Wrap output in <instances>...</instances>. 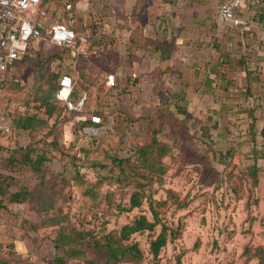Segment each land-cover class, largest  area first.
Masks as SVG:
<instances>
[{
	"label": "rangeland",
	"instance_id": "rangeland-1",
	"mask_svg": "<svg viewBox=\"0 0 264 264\" xmlns=\"http://www.w3.org/2000/svg\"><path fill=\"white\" fill-rule=\"evenodd\" d=\"M217 1L193 3L187 14L178 7L184 0L173 7L162 3L161 14L153 13L155 25L159 16L172 15L175 31L165 43L173 55L163 62L149 49L162 40L154 28L143 23L141 33L125 35L131 19L120 18V0H92L90 20L74 10L63 13L94 30L86 33L95 48L87 56L92 87H86L84 114L97 109L110 124L90 136L74 131L75 119L56 108L45 115L60 63L56 48L39 41L15 64L0 94V124L9 130L0 128V167L6 171L0 174L11 179L0 198V264H56V255L63 264H103L95 242L135 216L151 220L149 199L164 201L154 209L170 238L152 260L148 242L159 226L133 234L126 244L136 243L141 258L117 264H258L253 251L264 249V0H247L239 12L247 25L230 33L215 29ZM109 73L115 87L105 91L101 83ZM177 92L184 115L172 107ZM30 116L44 125L31 133L16 128ZM148 144L142 162L136 150ZM24 154L32 161L44 157L38 172L22 161ZM113 157L128 163L120 169ZM18 191L32 198L9 201ZM133 192H140V206L118 210L128 207ZM58 232L72 239L61 238V250L52 245Z\"/></svg>",
	"mask_w": 264,
	"mask_h": 264
},
{
	"label": "built area",
	"instance_id": "built-area-1",
	"mask_svg": "<svg viewBox=\"0 0 264 264\" xmlns=\"http://www.w3.org/2000/svg\"><path fill=\"white\" fill-rule=\"evenodd\" d=\"M41 0H0V94L1 87L7 82L6 76L27 51L28 46L43 41L54 48L68 52L73 60L87 58L89 39L87 34L71 28L65 23L56 20L48 23L46 27L36 23L37 18L43 19L46 12L39 9ZM247 0H219L213 22L217 28H243L247 25L239 12L246 9ZM70 4H65V11H69ZM44 29V34L41 33ZM92 34V33H91ZM70 61L66 71L59 70L56 89L53 99L63 107L77 123L88 121L89 125L77 131L80 135L90 136L94 131L104 129L99 115L84 114L88 94L77 87L78 69L75 62ZM134 75H132V78ZM104 86L108 89L115 87V74L104 76ZM75 95V97H74ZM76 98V99H75ZM6 133L9 130L4 127ZM104 131V130H103Z\"/></svg>",
	"mask_w": 264,
	"mask_h": 264
},
{
	"label": "trees",
	"instance_id": "trees-1",
	"mask_svg": "<svg viewBox=\"0 0 264 264\" xmlns=\"http://www.w3.org/2000/svg\"><path fill=\"white\" fill-rule=\"evenodd\" d=\"M259 20H257L258 23H263V18L262 15L258 16ZM263 28L264 31V25L261 27ZM91 33L94 34V30L93 28L90 29ZM44 29H41V33L44 34ZM86 34V33H84ZM32 47V45L28 46L27 51L22 55L21 59L19 60V62H21V60L26 57L25 55H27V52L29 50V48ZM94 46L93 45H89L88 46V51L89 52H93L94 51ZM57 49V53L56 56L59 57L60 63L57 67V72H56V76H54L53 78L55 79L52 83V90L50 95L48 96V100H45L46 105L49 107L48 110H44L46 113V117H49L51 114V107L52 108H56L57 112L59 113V115L61 114V116L67 115V116H73L75 113L71 112V113H67L63 107L61 105H59L54 99H53V92L56 89V83H57V78L59 75V70L63 67L61 66L64 62L65 59H70L71 61L75 62L76 68L78 69V79H77V87L79 90L81 91H86L88 94V90L86 89V87H92V79L90 78V71H89V60L87 58H77L73 60V57L66 51L61 50V49ZM155 50L158 52H156L159 56V61H163V60H167L169 58V51L167 50V46L165 45H157L155 47ZM244 63V62H243ZM241 65H244V64ZM244 67V70L246 71V67ZM104 80V78H103ZM102 80V87L105 91L107 90H111L108 89L104 86ZM88 83H90L91 85L88 86ZM81 84L82 87H81ZM75 97V95H74ZM76 99V98H75ZM182 99L181 98H173V102H172V107L175 109V111L180 112L182 115H184V113L186 112V110L184 108H182V106H179L177 103L180 102ZM253 112L250 111V113ZM86 113L88 114H95V115H99L101 117V125L102 126H106L107 124H110V119L108 114L103 113L102 111H98L97 109H92V110H88ZM251 115V114H250ZM112 123V122H111ZM44 125V123L42 122H38L37 120H35L32 116H30L29 118H23L22 120H18L17 121V126L16 128L22 131H26L28 133H31L32 131H35L37 129V127ZM89 125L88 121L85 122H79L76 124L74 131H79L82 127ZM251 127V126H249ZM109 129H105L102 135H98L99 136H103L105 135L107 132H109ZM205 130V129H203ZM154 140V139H152ZM152 148L151 145H146L144 147H140L136 150L137 152V158L139 157L142 162L146 161L145 155L148 153V151H150V149ZM22 161L30 166L31 171L33 172H38L39 171V166L40 163H42L44 161V157L42 156H36L35 160H30L29 156L27 154H24V156L22 157ZM112 162H114V164H116L120 169L121 166L125 163H128L127 160H120V159H116V158H112ZM151 170V172H150ZM255 171V167L252 168V172H250L252 174V184L256 185L257 184V179H256V174L254 173ZM122 170H119V173H121ZM149 173H152V167L149 168ZM163 173L162 170H158L157 171V175ZM145 178V177H144ZM143 179V176H139L138 174V180ZM120 180V178L118 179ZM140 185V184H138ZM21 191V190H20ZM14 192L9 196V201L11 200L13 203L17 204L19 203V201H21V195H25L30 197V193H25V192ZM167 194L170 195V198H175L174 194L170 191L167 190ZM140 192H133L130 197H129V205L127 208H121L118 207L117 209L122 211V212H129L134 208H138L140 206ZM32 198V197H30ZM164 201L161 202H157L155 200H151L149 199L147 201V205H148V212L151 216V220H148L144 215H138L133 217L130 221H128L127 223L123 224L117 232H109L107 234H105L104 236V240L101 243H97L95 242L94 246L96 247V253L95 254H99V257L97 258V260L99 262H103V264H117L119 262L125 261L126 259H128L127 257H130L131 259H135V260H139L141 258V254L137 248V244L136 243H132V244H126V242L129 240V237L133 234H138V233H142V232H146L147 234L152 233L155 229V227L158 225L159 226V231L156 233V235L152 238H150L149 242H148V251L149 254L152 258V260H156L158 258V254L160 249L165 245L166 241H167V237L170 238V232H166L167 228L165 227V225L161 224L160 220H159V216L157 214V211H155L154 207L155 206H160L163 205ZM183 203L177 204L178 207H182ZM3 208V204L0 202V209ZM61 238H66V240L68 239V241H72V239L68 236L65 237V235H63V232H58L57 237L52 241V245L53 248L55 250L60 249L63 247L64 244H62L61 242ZM63 254H66L63 251ZM253 256L256 258L258 264H264V249L261 248H257L254 249L253 251ZM52 261H54L56 264H63L64 261L61 258L60 255H56L53 257Z\"/></svg>",
	"mask_w": 264,
	"mask_h": 264
},
{
	"label": "crops",
	"instance_id": "crops-1",
	"mask_svg": "<svg viewBox=\"0 0 264 264\" xmlns=\"http://www.w3.org/2000/svg\"><path fill=\"white\" fill-rule=\"evenodd\" d=\"M121 5H120V18L121 19H131L130 23V27L132 28V30H129V28L126 31V34H128V32H133V34L137 33L139 34V32L142 30V28L140 29L141 25H143V23H146L147 26L152 27V29L154 28V32H156V34L158 33L160 35V37L162 38L161 41H157L154 42V44L152 45L151 50L155 51V47L157 45L160 44H164L165 46H167V50L169 51V58L167 60H163V61H168L172 55L173 52L170 49L169 44L166 42L165 43V38H167V36L173 37V33H174V25L172 22V15L171 14H164L165 16H163V18L159 19L156 22V25L154 23V20L152 19L153 17V13L156 11V14L160 15L161 14V4L164 3L165 5H169V6H178V3H181V0H120ZM219 0L216 2V4H218ZM193 3H199V4H204L205 0H184V4L180 7L181 9H184V13L187 14V9L189 10V12H193L192 9V5ZM65 4H70L71 8L68 11H65L64 6ZM184 6V7H183ZM217 6V5H216ZM167 8V7H166ZM39 9L43 10L46 12V16L43 19H38L37 18V22L39 26L42 27H46L48 23L53 22L52 20H56L58 22V20L62 19L64 21L65 24H67L68 26H70L71 28H74L75 30L82 32V33H87V31H90L89 27L84 26V24L78 23L76 24L75 22H71L69 20H65V15H63V13H67L70 14L71 10H74L73 12L77 15L79 14V17H83V19H88L90 20L93 16L92 12V0H41V3L39 5ZM168 10L165 9L164 12ZM95 11V10H94ZM97 14V13H96ZM63 15V16H62ZM98 17V16H97ZM203 17H197L194 20V23H196L198 25V27H196L197 29L202 28V25H199L201 23L200 20L198 19H202ZM145 20V21H143ZM128 23V24H129ZM148 27V28H149ZM147 28V29H148ZM217 31H221V32H231L232 29H228L226 27H222V28H215ZM235 29H239V28H235ZM149 32V30H147ZM91 33V31H90ZM141 33V32H140ZM144 34V32H143ZM264 34V33H263ZM146 41V39H145ZM127 45H129L127 43ZM157 52V51H156ZM155 52V54H157ZM248 59H246L247 61ZM160 61V62H163ZM244 61V66L247 67V62ZM250 64L253 63L251 62V59H249ZM248 62V63H249ZM170 73H174V74H180L177 70L171 69L168 70ZM245 71V70H244ZM249 76V75H248ZM253 78V80H257L255 76L251 77ZM249 79V78H248ZM206 82L209 80H207L206 77ZM181 93V92H180ZM179 92L177 93H173L172 94V99L173 98H181L183 96V94H180ZM182 99V98H181ZM7 123H2L0 124V128H4L6 127ZM7 128V127H6ZM6 173V171H2L1 167H0V173ZM10 178L6 177L4 174H0V198L1 195L6 193L5 189L8 190L9 188V182H10Z\"/></svg>",
	"mask_w": 264,
	"mask_h": 264
}]
</instances>
